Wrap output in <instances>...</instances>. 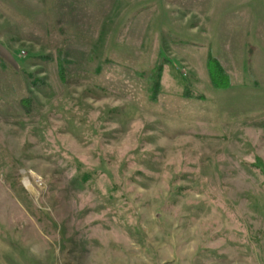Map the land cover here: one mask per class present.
Here are the masks:
<instances>
[{
	"label": "rangeland",
	"instance_id": "rangeland-1",
	"mask_svg": "<svg viewBox=\"0 0 264 264\" xmlns=\"http://www.w3.org/2000/svg\"><path fill=\"white\" fill-rule=\"evenodd\" d=\"M0 264H264V0H0Z\"/></svg>",
	"mask_w": 264,
	"mask_h": 264
},
{
	"label": "trees",
	"instance_id": "trees-1",
	"mask_svg": "<svg viewBox=\"0 0 264 264\" xmlns=\"http://www.w3.org/2000/svg\"><path fill=\"white\" fill-rule=\"evenodd\" d=\"M209 71H210V79H211V83L214 87L216 88H227L230 86V79L228 77V75L226 74L223 66L220 64V62L218 60H209ZM60 68H61V74L63 76L64 72V67H63V63L60 64ZM157 71L154 75V93L155 95H157L159 93L160 90V79H161V72L163 70V66L159 65L157 67ZM30 100L26 99L23 100L22 102V106L24 107V109L26 111H30Z\"/></svg>",
	"mask_w": 264,
	"mask_h": 264
},
{
	"label": "bare ground",
	"instance_id": "bare-ground-1",
	"mask_svg": "<svg viewBox=\"0 0 264 264\" xmlns=\"http://www.w3.org/2000/svg\"><path fill=\"white\" fill-rule=\"evenodd\" d=\"M28 183V182H27ZM26 185H28V184H26Z\"/></svg>",
	"mask_w": 264,
	"mask_h": 264
}]
</instances>
